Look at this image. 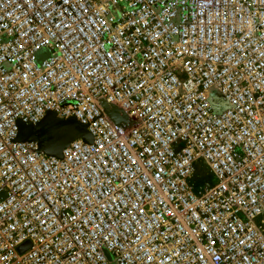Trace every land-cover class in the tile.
Returning a JSON list of instances; mask_svg holds the SVG:
<instances>
[{
    "label": "built area",
    "instance_id": "obj_1",
    "mask_svg": "<svg viewBox=\"0 0 264 264\" xmlns=\"http://www.w3.org/2000/svg\"><path fill=\"white\" fill-rule=\"evenodd\" d=\"M0 264H264V0H0Z\"/></svg>",
    "mask_w": 264,
    "mask_h": 264
},
{
    "label": "water",
    "instance_id": "obj_2",
    "mask_svg": "<svg viewBox=\"0 0 264 264\" xmlns=\"http://www.w3.org/2000/svg\"><path fill=\"white\" fill-rule=\"evenodd\" d=\"M38 135L48 137L42 142V148L53 154H60L65 144L73 138L82 136L85 140L93 139L91 133L75 119L58 118L54 112H49L48 115L37 125L36 131L30 126L22 125L21 138H37ZM30 246V242H25L20 249L23 251Z\"/></svg>",
    "mask_w": 264,
    "mask_h": 264
}]
</instances>
